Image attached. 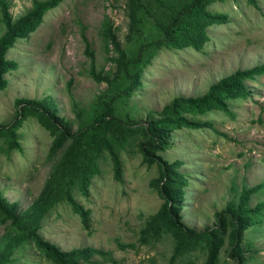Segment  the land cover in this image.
Masks as SVG:
<instances>
[{"label": "rangeland", "instance_id": "374dc122", "mask_svg": "<svg viewBox=\"0 0 264 264\" xmlns=\"http://www.w3.org/2000/svg\"><path fill=\"white\" fill-rule=\"evenodd\" d=\"M34 0H6L13 20L33 8ZM125 0H64L43 18L39 29L17 41L6 58L19 68L6 75L8 88L0 92V125H10L16 116L17 99H50L59 117L75 120L72 94L84 106L106 89L89 76L91 61L85 55L86 38L96 52V66L106 71L114 55L103 40L105 16L111 18L125 42L129 21ZM211 11L228 21L208 28L209 42L201 52L192 48L163 49L145 70L141 86L130 99L135 120L145 121L151 111H162L177 97H199L222 78L240 69L264 64V0L257 6L247 0L216 3ZM0 8V35L5 32ZM251 96L231 103V118L222 112L199 117L212 129H182L174 132L170 148L162 157L181 160L188 188L182 202L184 223L198 231L212 228L216 214L236 198L244 186L264 182V77L249 81ZM19 134L21 151H8L0 136V193L11 203L28 208L40 194L52 167L48 159L52 135L35 119L26 120ZM136 146L122 153V181L114 177L112 163L105 157L101 175L94 178L89 196L76 192L77 201L91 211V232L68 204L58 205L45 220L41 234L64 251L94 247L113 252L121 264H171L174 243L164 238L158 244H143L140 230L160 209L163 201L152 181L158 167L142 164ZM264 200V192L252 205ZM5 226L0 223V237ZM257 252L249 264H264V226L247 233ZM225 246L221 262L227 259ZM15 264H52L33 245L16 252ZM206 256L196 252L174 264H204Z\"/></svg>", "mask_w": 264, "mask_h": 264}, {"label": "trees", "instance_id": "16d2710c", "mask_svg": "<svg viewBox=\"0 0 264 264\" xmlns=\"http://www.w3.org/2000/svg\"><path fill=\"white\" fill-rule=\"evenodd\" d=\"M64 0H34L33 8L13 20L6 0H0L5 32L0 35V92L8 88L6 75L18 70L16 61L7 53L17 41L36 32L45 15ZM237 0H125V15L129 21L125 42L109 16L103 23V40L114 52L109 60L114 64L108 71L96 66V52L85 38V55L91 61L89 76L106 89L92 103L84 106L72 94L73 80L68 91L75 120L58 116L50 99L20 98L15 102L14 121L0 125V136L6 138L7 150L21 151L19 134L23 123L33 118L53 137L48 159L52 163L49 176L35 201L26 209L11 203L0 193V223L5 226L0 237V264H15L16 252L27 245L35 246L52 264H121L113 252L94 247L62 250L41 234L45 220L60 204H68L77 213L85 230L91 232V211L76 199V192L89 196L95 177L101 175L100 162L109 158L114 177L122 181V153L136 146L142 164L158 167L159 176L152 186L163 203L157 213L145 221L140 230L143 244H158L171 238L174 251L171 264L201 252L204 264H249L257 252L247 233L264 226V200L252 205L253 197L264 192V182L244 186L240 194L216 214L212 228L198 231L184 223L182 202L188 186L181 160L169 162L162 153L170 148L174 132L182 129H212L210 122L199 117L222 112L231 118L230 105L251 96L249 81L264 77V64L240 69L209 87L199 97H177L162 111H151L145 121L134 119L130 99L141 86L145 70L163 49L192 48L201 52L209 42L208 28L228 21V16L211 11L216 3ZM257 6V0H247ZM227 247V259L221 262V250ZM188 264H193L189 262Z\"/></svg>", "mask_w": 264, "mask_h": 264}]
</instances>
